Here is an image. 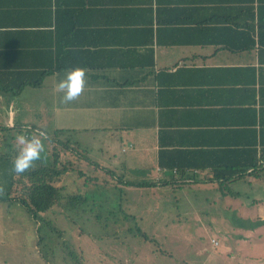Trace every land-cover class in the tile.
Masks as SVG:
<instances>
[{
  "label": "crops",
  "instance_id": "1",
  "mask_svg": "<svg viewBox=\"0 0 264 264\" xmlns=\"http://www.w3.org/2000/svg\"><path fill=\"white\" fill-rule=\"evenodd\" d=\"M39 75L0 88V130H63L66 160L123 185L264 182V0H0V79Z\"/></svg>",
  "mask_w": 264,
  "mask_h": 264
},
{
  "label": "rangeland",
  "instance_id": "2",
  "mask_svg": "<svg viewBox=\"0 0 264 264\" xmlns=\"http://www.w3.org/2000/svg\"><path fill=\"white\" fill-rule=\"evenodd\" d=\"M23 131L0 132L8 161L15 159ZM58 141L61 167L64 153H72H66L63 138ZM42 143L32 167L52 165L48 142ZM113 173L120 177V170ZM59 184L63 195L77 192L86 202L54 206L37 221L16 203H0V264H264V226L250 227L264 220V182L137 188L74 162Z\"/></svg>",
  "mask_w": 264,
  "mask_h": 264
},
{
  "label": "trees",
  "instance_id": "3",
  "mask_svg": "<svg viewBox=\"0 0 264 264\" xmlns=\"http://www.w3.org/2000/svg\"><path fill=\"white\" fill-rule=\"evenodd\" d=\"M43 75L39 76H17V81L1 80L0 88L3 92L18 96L24 87H39L41 85ZM26 136L32 132V128L23 127ZM23 128H18V132ZM9 130L7 127L0 130ZM63 130H55L52 134L46 135L51 142L52 165L31 167L25 172L16 174L12 171V162L8 158L0 159V186L4 190L0 193V203H16L23 208L33 220L37 221L39 216L51 210L54 206L60 208H77L86 202L85 196L80 193L72 192L69 195H63L64 187L59 183L61 175L72 166V160H66L61 167H58L60 152L58 141ZM64 149H68L67 141L63 142ZM73 149V148H72ZM264 169H262L263 171ZM256 173V172H255ZM222 178V177H220ZM93 179V178H88ZM4 180V181H2ZM167 182L166 184H168ZM182 187L188 186L187 183L179 182ZM127 186L145 187L149 184H124ZM6 186V187H5ZM5 188V189H3ZM230 195L237 197V192H230ZM264 226V220H259L253 223L250 227Z\"/></svg>",
  "mask_w": 264,
  "mask_h": 264
},
{
  "label": "clouds",
  "instance_id": "4",
  "mask_svg": "<svg viewBox=\"0 0 264 264\" xmlns=\"http://www.w3.org/2000/svg\"><path fill=\"white\" fill-rule=\"evenodd\" d=\"M86 84V74L83 68L76 67L65 72L63 78L56 83V89L63 93L62 101H72L79 96ZM47 133L39 130L36 135L17 137L21 145L12 162V171L16 174L25 172L40 159L44 150L42 140Z\"/></svg>",
  "mask_w": 264,
  "mask_h": 264
},
{
  "label": "built area",
  "instance_id": "5",
  "mask_svg": "<svg viewBox=\"0 0 264 264\" xmlns=\"http://www.w3.org/2000/svg\"><path fill=\"white\" fill-rule=\"evenodd\" d=\"M215 243V245H217V243L216 242H214Z\"/></svg>",
  "mask_w": 264,
  "mask_h": 264
}]
</instances>
